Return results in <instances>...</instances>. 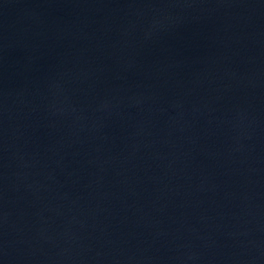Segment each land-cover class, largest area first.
Returning <instances> with one entry per match:
<instances>
[{
  "label": "water",
  "instance_id": "obj_1",
  "mask_svg": "<svg viewBox=\"0 0 264 264\" xmlns=\"http://www.w3.org/2000/svg\"><path fill=\"white\" fill-rule=\"evenodd\" d=\"M0 264H264V0H0Z\"/></svg>",
  "mask_w": 264,
  "mask_h": 264
}]
</instances>
